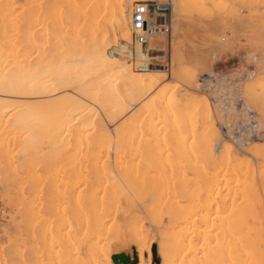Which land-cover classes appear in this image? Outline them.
I'll return each instance as SVG.
<instances>
[{"label": "rangeland", "instance_id": "obj_1", "mask_svg": "<svg viewBox=\"0 0 264 264\" xmlns=\"http://www.w3.org/2000/svg\"><path fill=\"white\" fill-rule=\"evenodd\" d=\"M149 1H157L163 6L162 14L166 16L169 23L171 22L172 29L165 35L155 37L160 39L159 44L155 45L151 40L145 45L144 47L149 49V53L147 57L143 58V55L139 53L140 45L136 44L132 36L131 42L121 38L120 29L123 26V21L120 11L124 10L129 33L132 35L133 6L137 2ZM100 2L103 4H99ZM92 4V8L94 5L98 6L95 7L97 11L101 10L100 13H103L102 15L99 13L102 17L99 15L100 19L98 18L101 28L111 30L110 25L113 24L116 34L111 33V35L120 39L118 45L123 48L126 56L120 59L121 62L134 67L133 74L136 76H158V74L163 76L157 87L151 90L152 92H147L141 97L142 99L139 98L140 102H137L135 106L132 105L130 113L121 116V119L119 118L109 126L113 135L116 131L119 132L120 135L117 133L115 135L117 138L125 136L123 137L126 139L125 142L133 139L135 149L133 150V145H128V148L133 146L131 150L127 151L128 154L126 145L125 150L123 149L124 145L119 149H116L115 146L110 147L109 150L112 153H105L104 157L101 156V159L99 157V161L96 159L95 164L98 166L94 164L95 158L91 160V162L94 160L93 164L99 174L96 168L89 174L83 172L84 180L89 178L92 180L90 181L92 184L98 182L101 184L102 181L101 185L103 186L111 183L127 185L126 182L129 183L132 178L134 181L131 184L140 182V179L145 182H153L150 176L162 173L168 176L165 179V181L168 180L167 184L164 180L162 182L166 186L177 185L188 189L198 187L197 192H200L201 195L197 194V197L203 202L198 205L201 208L199 211L197 210L199 213H196V218H199L196 220L197 224L205 221H200V219H204L203 216H209L206 215V212L211 213V219L213 218L214 221L217 218V223L210 222L205 218L207 222L198 225L199 228L201 227L199 231L207 230L205 232L209 233L208 236L210 235L208 238L211 243L206 249L208 254L204 253L206 258L210 259L208 256L221 249L222 246L219 243H224L223 246L231 245V248L236 246L237 249L231 250L230 247V249L224 247L228 251L225 250L228 256L224 252V254L226 253L225 264H264V0H94ZM111 7L115 10L113 11ZM107 18L112 21L110 19L106 21ZM158 45L160 46L158 47ZM122 89L120 86V97L129 103V88L128 91H125L126 86H124V92L128 98L125 93L121 92ZM160 95L172 97L162 102V106L159 104L161 107L158 105L161 120L152 118L142 123L138 122L137 125H140L138 131L142 132L136 134V125H133L135 122L131 117L135 112L146 111L144 106L150 107L149 105L162 97ZM110 97L113 98L112 94ZM110 97L108 96V99ZM55 102L53 101L50 105L53 110L49 107L52 112L58 105L53 106L56 104ZM59 104V108H62L61 101ZM58 106L57 109L60 110ZM93 110L90 116L95 115L96 110ZM97 112L99 114V111ZM98 114L95 117H99ZM101 114L103 120L106 119L102 111ZM64 118L62 116V120L58 121L59 124L55 121L57 118L49 123L47 120L38 122L40 127L39 133L37 132L38 137L36 136L38 146L33 145L32 148L35 154L31 152V149H29L30 152L20 151L19 143L28 133H24V136L23 133L15 130L11 126L12 124L5 121L0 123V135H2L0 137L4 136L2 139L0 138V264H59L70 248L71 241L74 240L72 238H75L74 235L80 238L78 237V242L70 250L76 253L77 249H82V235L77 217L79 206L77 207L76 201L79 200V191L82 186L79 181L84 177L81 178V174L78 176L79 173L76 175L73 173L75 174L74 165H78L84 155L82 156L83 152H80V149L75 151L78 146H74L72 149L66 144L65 140H69L68 131L78 125L76 123L68 124L69 118L67 117V120ZM90 118L92 119V117ZM158 120L159 122H157ZM89 122L92 123L91 120ZM130 123H132V131ZM143 124L144 127L148 126L149 128H144ZM89 125L94 126V123ZM132 127H135L136 130ZM165 128L168 130L164 131ZM124 130L126 134H124ZM129 133L134 134V136L131 135L132 139L129 138ZM58 137L59 139H57ZM111 137H107L104 144L103 139H100L99 143L101 144H98V148L107 145L108 141L109 144L112 143L111 141L116 137H112L110 140ZM140 141L144 142L143 147L139 144ZM48 143H50L49 147H47ZM66 145L68 149L63 148ZM58 147L61 152L58 151ZM38 148L40 151L37 150ZM55 150L59 153H55ZM63 150L68 152L64 154ZM22 152L24 153L22 154ZM123 152H125L124 156ZM27 153H30L29 157ZM31 153L35 157H33L34 161L30 158ZM71 153L73 158L75 157L74 159L70 158ZM118 153L120 154L118 155ZM114 155L119 159L122 158V161ZM65 156L72 161L76 160L77 156V164L75 163L70 169L69 165L73 163H70L71 160L68 162ZM30 159L32 160L31 164L29 163ZM158 161L161 162V165ZM33 162H36L35 167L32 165ZM127 164L133 165L130 166L133 170L137 166L136 171H133L135 176L138 174L136 179L131 173L132 168L129 167L128 170ZM116 165L117 167L120 165V168H117ZM32 166L34 168L30 169L29 167ZM122 166L124 169L127 168L125 171L129 173H126L125 177ZM18 168L21 170L19 171ZM137 168L140 170L138 171ZM117 170L119 171L117 172ZM102 173H105L106 180H103ZM96 179L100 180L94 183L97 181ZM183 179L186 180V183ZM211 186L213 192L211 191L209 194L212 196L206 200L207 196L205 197L206 194L203 190L208 187L211 190ZM220 190L223 194L219 198L217 196ZM209 203L213 204V208ZM217 203L220 205H218L219 209L216 208L217 205L214 206ZM218 218L222 220L221 223L218 222ZM134 225H136L134 222L122 224L123 228H120L117 237L120 235L125 243L122 245L117 242L120 246L116 245L122 250L114 254L113 261H120L121 264H137L139 249L146 248V245L152 242L151 264H162V258L159 255L162 232L160 230L149 232L144 239L140 237V241H137L138 239L135 240L132 236ZM104 231L113 232L110 223L104 227ZM204 231L201 233H205ZM219 232L223 235L222 237ZM69 233L73 234V237ZM114 236L116 235H111L112 238ZM209 253L211 254L209 255ZM145 255L148 260V253ZM123 257L124 259H122Z\"/></svg>", "mask_w": 264, "mask_h": 264}, {"label": "bare ground", "instance_id": "obj_2", "mask_svg": "<svg viewBox=\"0 0 264 264\" xmlns=\"http://www.w3.org/2000/svg\"><path fill=\"white\" fill-rule=\"evenodd\" d=\"M93 1L94 0H84V1L82 0H0V123H3L5 121L8 124L9 123L12 124L11 126L14 127V129L17 130L18 132L23 134L28 133L26 134L27 136L23 138V141L20 140L21 141L19 143L20 144L19 147L21 146L20 151L25 150L27 152H30L29 149H31V152L34 153V150L32 148L33 145H37L36 144L38 142L37 132L40 128L38 126V122L41 120L42 121L47 120L49 123L57 118L55 121H57L58 123L59 120H62V116L63 118L64 116H66L64 118L66 120L69 118L68 124L76 123L78 126L75 127L73 130L70 129L68 131L67 129L69 134L68 135L69 140L68 141L67 139L65 140L66 144L68 145V147L70 146L69 148L72 149L74 146H78V148H75V151L77 152V150L80 149V152L84 153V154L82 153V156L84 155L82 160L80 158L81 161H83V159L84 161L82 163L81 161H79L80 164L78 162V165H74L75 163L77 164L76 160L79 151L78 154H75L77 156H76V160L74 161L70 159L73 158V154H72L73 152L71 153L72 155L69 154L71 155V157L68 155L70 157V158L68 157L69 160H71L70 163L71 162L73 163V164L71 163L72 165L68 164L69 160L67 159V156L65 157L68 160L67 164L70 166L69 168L71 169L73 165L75 167L74 170L75 174L73 173V175L79 173L78 176L81 174V178L82 176L84 177L83 172L89 174L90 172L95 170L96 168L95 165H97L95 164L96 159L99 161V157L101 159V156L104 157L106 155L105 153L111 152L109 150L110 147L115 146L116 149L117 148L119 149V147H122L124 145L123 146L124 148L123 147L122 148L125 150L126 148H128L127 147L128 145H133L135 143L134 141H132L133 139L131 138L132 137L131 135L134 136L133 133H129V138H131L132 140L125 142L126 139L123 138L125 136H118L117 138L115 135L119 134V132L116 131L117 134L115 133V135H113L114 133H112L109 130V126L113 125L121 116L123 117L128 113H130L132 105L135 106L137 102H140L139 98H141L143 95H146L147 92L155 89L163 76L159 74L158 76L156 75H149L146 77L136 76L133 74L134 67L132 68L131 65H125L124 63L121 62L120 59L126 56L123 48L118 45V43H120L118 42L120 41V39L118 40L116 37L114 38V36L111 35V33L116 34V31L112 26L113 24L110 25L111 30L106 28L103 29L104 27L101 28L99 26L98 18L99 15L101 14L100 13L101 10L97 11L96 8L98 6L96 7L95 5L94 8H92L94 4V3L92 4ZM101 3L102 2H100L99 4ZM89 4L90 7H88ZM105 7L106 6L104 5V8ZM112 7L111 9L113 10ZM120 12H121V19L123 21V26L120 29L121 38H123L127 42H131L132 35L129 33L130 31L127 26V19L124 10L122 9V11ZM101 15L100 17H102ZM112 15L115 16V14ZM108 19L110 18H107L106 21H108ZM111 36L113 37V39ZM159 41L160 39L154 38L153 44L157 45L160 43ZM161 44H163V42H161ZM159 46L160 45H158V47ZM139 47H140L139 53L143 55L142 57L143 58L147 57L149 53V49H147L144 46H139ZM125 63L127 64L129 62H125ZM123 85L126 86L125 91L126 90L128 91L129 88L130 98H128L126 92H124ZM120 86L123 88L121 92L126 94L127 98L129 99L128 100L129 103H126L125 100L123 101L121 99L120 97L121 89L119 90ZM132 87L135 88L133 89ZM110 94H112L113 98L110 97ZM58 95L61 96L56 99L54 98V100L52 99L53 97H56ZM108 96L110 97V99H108ZM160 96H159L160 98L158 97L159 99L157 101L155 100L153 104L149 105L150 107H148L147 105L146 107L144 106L146 111L140 110L139 112H135L134 115L131 117V119H133V121L135 122L133 125H136L135 127L137 130L135 129V127H132L134 128V130H136L137 132L136 134H141L142 132L139 130L140 131L139 133L138 131V129H140L139 127L140 125L139 126L137 125L138 122L142 123L147 120H151L152 118L160 119V115H159L160 111H158L159 106L160 105L162 106L163 104L162 102H164L166 99L172 98L171 96L169 97H165L163 95ZM56 100L59 102L61 101V105L63 104V106H61L62 108H59L60 104ZM53 101L54 102L56 101L55 102L56 104L53 106H56L58 104L59 106L58 105L57 106L60 110L57 109V106L53 112L50 110L51 108L50 105L52 104ZM95 107L99 108V110H97V108ZM92 108L96 110L95 115H97L98 114L97 111H99L98 114L99 117L98 116L95 117V115L90 116L93 110ZM56 110L57 112L59 111V113L55 112ZM101 111L106 117V119L104 120L101 117L102 115ZM90 117H92V119ZM90 120L92 121V123L89 122ZM157 122H159V120ZM176 122L178 121L176 120ZM88 123L89 124L94 123V126H91ZM131 124L132 123H130L129 125L130 129H131ZM65 125L63 126L65 127ZM147 127L148 126L144 128ZM153 128L155 129L156 127L154 126ZM166 130L168 129L165 128L164 131ZM127 131L128 129L126 130V133ZM126 133L124 130V134ZM111 136L116 138L112 140ZM107 137L108 138L111 137L110 140H112L111 141L112 143L109 144L108 141L107 145H105L102 148L101 146L100 148H98L99 147L98 144H101L99 143L100 139H103V144H104L106 143L104 140ZM57 139H59V137ZM43 143L45 144V142ZM143 143L140 141L139 144L142 145ZM49 144L50 143L47 144V147H49L48 146ZM67 145L65 147L63 146L62 147L64 149L65 148L68 149ZM133 146L131 148L129 147L130 149L129 148L126 149V152L128 150H131ZM62 147H60V149H63ZM134 149L135 146L133 150ZM37 150H39V148ZM52 150L50 151L52 152ZM58 151H59V147H58ZM58 151H56L55 153L61 152ZM66 152H64V154ZM23 153L24 152H22V154ZM120 153H118V155ZM124 153L125 152H123L122 154L123 156ZM127 153L129 154V152ZM27 154H28L27 156L29 157L30 153ZM89 155H91V157H89ZM31 156L30 158L33 159L34 161L35 158L34 155L32 154ZM92 159L95 160L94 162L95 165L93 164L94 160L91 162ZM117 159L119 158L117 157ZM64 161L66 162V160ZM31 162L32 160L29 163L31 164ZM35 163L36 162H33L32 164L34 167H35ZM158 163H160L161 165V162L158 161ZM19 164H20V160H19ZM33 166L29 168L33 169L34 168ZM130 166L128 165L127 167L128 170L132 168ZM118 167L120 168V165ZM123 167L124 166H122V168ZM136 167L135 170H133L132 168L131 173L133 174V176H135L134 175L135 172L133 173V171H136ZM22 168L23 167H21V169ZM21 169H19V171ZM103 169L105 170V168ZM126 169L122 171L125 174L124 177L126 176V173H128V171L127 172L125 171ZM114 170L112 171L113 173ZM96 171L98 172V169ZM118 171L119 170H117V172ZM183 173L185 174V172ZM104 174L105 173H102L103 175L102 178L103 180H106L107 177L105 178ZM38 176L40 175L38 174ZM136 176L135 179L137 178ZM150 177L152 178L153 182H145L142 179H140V182L131 184V182L134 181L132 180L134 178H132L129 182L130 184L126 182L127 185L111 183L106 185L104 184V186L101 185L102 181L101 184L100 182H98V180L100 179H96L97 181H94V183L98 182L97 184H92L90 183V181H92L91 179L86 178V180H84L85 177L82 178V180L79 181L80 183H82L81 189L79 191V198L77 197L79 200L76 199L77 207L79 206V212L77 217L79 220L78 225L81 230L80 234L82 235L81 237L82 249L81 248L80 250L77 249L76 253H73L74 251L72 252L70 250L72 247L75 246L76 242H78L79 236L77 237L76 235H74L75 238H72V240L74 239L73 241H71V239H68L72 242V244L71 242H69L71 246L66 251V254L63 257V259L62 260L60 259L61 263L58 260L59 264H121L120 261H113L112 257L114 256L115 253L122 250L118 248V246H120L118 244L121 243L122 245H124L123 243L125 242L123 238L120 237V235L119 237H117V235L120 228H123L121 227L122 224L124 225L125 223L128 222L136 223V225H134L133 227L132 236L135 238V240L138 239L137 241H140V237H143L144 239V237H146L149 232L157 231V230H160L162 232L160 238L162 239V241L159 247V255L162 258V264H176V262L177 264H225L226 261L225 254L228 252L227 249L231 245L229 247L227 245L226 247L225 245L224 246L222 245L224 243L221 244L218 242L222 247L221 249H219L217 253L213 255H210L212 252L209 253L210 256L208 257H210L211 260L207 259L206 258L207 256L204 254L207 253L206 250L207 246L211 242L209 240L210 235L208 236L209 233L205 232L207 230L205 231L204 229L201 230L204 231L206 234L201 233V231H199L201 227L199 228L198 226L200 222L199 224H197L196 222L198 218V217L196 218L197 215L196 213L201 208L198 206L199 203L201 202V200L198 199L197 197V194L201 195L200 192L199 193L197 192L198 187L197 188L193 187L188 189L186 187H179L177 185L166 186L162 182H164L165 179L168 178V176L163 175L162 173L151 175ZM144 178L145 175L143 179ZM172 178L169 179L172 180ZM87 179H89V181H87ZM123 179L126 180L125 178ZM167 181L168 180L165 181L166 184ZM183 181L186 183V180L183 179ZM216 183H218V181ZM203 191L204 194H206L205 197L207 196L206 200L212 196V194L211 195L209 194L211 193V191L213 192L212 186H211V190L208 187ZM219 194L217 197L219 196L222 197L223 194L222 190L219 191ZM207 205H208V201H207ZM210 205L212 207L213 204L211 203ZM215 205H217L216 208L219 209L218 207L219 204L217 203L214 204V206ZM226 210L228 209L226 208ZM207 214L209 216L211 215V213L209 214L206 212V215ZM201 215L202 214L200 212V216ZM209 216L208 217L203 216L202 218L204 219L203 220L200 219V221L202 222L208 219L210 220V222L217 223L216 222L217 218L214 221L213 218L211 219L212 215L210 216V218ZM220 221L222 220L218 218V222ZM204 222H202L201 224H203ZM109 223L111 225V230H113V232L104 231V227ZM213 223H211V225H214ZM215 226L217 227L218 225ZM221 226L224 227V225ZM221 232H219V235L222 237L223 235H221ZM228 234L230 233L228 232ZM72 235L73 234H70V236ZM111 235H116V236L112 238ZM106 240L109 241L107 242ZM221 240L223 239L221 238ZM104 241H106V243H103ZM224 247L227 249H225ZM232 249L235 250L236 246L232 247L231 250ZM224 252L226 253L224 254ZM138 253H139V262L137 264H151L152 255H153L152 242L146 245V248L141 247ZM146 253H148L149 256L148 260L145 255ZM122 259H124V257Z\"/></svg>", "mask_w": 264, "mask_h": 264}, {"label": "built area", "instance_id": "obj_3", "mask_svg": "<svg viewBox=\"0 0 264 264\" xmlns=\"http://www.w3.org/2000/svg\"><path fill=\"white\" fill-rule=\"evenodd\" d=\"M163 11V6L157 1L135 3L131 14V33L136 44L145 46L156 36L171 31V22L167 21Z\"/></svg>", "mask_w": 264, "mask_h": 264}]
</instances>
